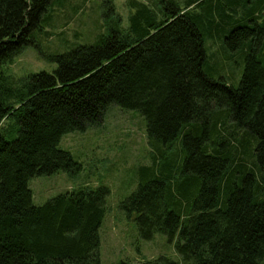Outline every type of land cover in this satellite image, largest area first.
I'll use <instances>...</instances> for the list:
<instances>
[{
    "label": "trees",
    "instance_id": "1",
    "mask_svg": "<svg viewBox=\"0 0 264 264\" xmlns=\"http://www.w3.org/2000/svg\"><path fill=\"white\" fill-rule=\"evenodd\" d=\"M105 4L113 27L52 56V73L14 81L6 66L65 0H0V264H103L109 188L37 205L29 181L78 171L62 136L112 104L147 119L152 163L121 204L141 236L167 235L183 264H264V0H129L127 25ZM223 32L244 63L237 85L209 65L206 39Z\"/></svg>",
    "mask_w": 264,
    "mask_h": 264
},
{
    "label": "rangeland",
    "instance_id": "2",
    "mask_svg": "<svg viewBox=\"0 0 264 264\" xmlns=\"http://www.w3.org/2000/svg\"><path fill=\"white\" fill-rule=\"evenodd\" d=\"M128 1L112 0L124 25L129 23L130 12L135 11L131 10ZM108 8L105 0H65V6L54 12V24L46 27L48 33L36 31L38 46L26 47L12 64L6 66V72L14 81L40 71L52 73L58 65L52 56L78 45L92 44L99 33L113 27V19L105 16ZM223 34L206 39L209 65L216 75L237 85L244 63L237 53L225 52ZM59 147L70 151L81 168L74 173L60 170L31 178L29 185L35 204L41 205L74 188L106 185L110 193L106 215L99 229L102 263L127 261L138 264L146 259L169 256L183 264L175 241H169L163 233H156L150 240L144 239L137 221L121 206L138 187L139 167L152 163L147 119L139 110L112 104L99 124L65 133Z\"/></svg>",
    "mask_w": 264,
    "mask_h": 264
}]
</instances>
